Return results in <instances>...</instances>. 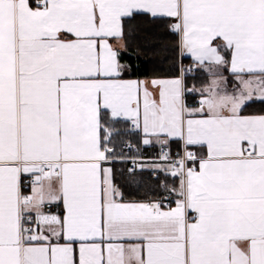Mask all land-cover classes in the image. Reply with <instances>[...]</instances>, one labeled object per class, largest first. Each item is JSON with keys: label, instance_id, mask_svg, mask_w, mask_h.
<instances>
[{"label": "snow or ice", "instance_id": "6c2138e0", "mask_svg": "<svg viewBox=\"0 0 264 264\" xmlns=\"http://www.w3.org/2000/svg\"><path fill=\"white\" fill-rule=\"evenodd\" d=\"M0 264H264V0H0Z\"/></svg>", "mask_w": 264, "mask_h": 264}, {"label": "trees", "instance_id": "16d2710c", "mask_svg": "<svg viewBox=\"0 0 264 264\" xmlns=\"http://www.w3.org/2000/svg\"><path fill=\"white\" fill-rule=\"evenodd\" d=\"M147 27H151V26H147ZM187 63V61H186ZM151 65L147 66L144 71L145 72H151ZM167 67V65L165 66ZM249 112H259L260 111V105L257 104H253L252 106H250L248 108ZM142 178L147 181V186H151L153 188L156 187V182L160 181V182H168L171 183V177H165L164 174H159V175H150L148 172L143 173ZM147 186L146 185H142L137 191L139 192V196H143L144 192L147 190ZM134 198H138V197H134Z\"/></svg>", "mask_w": 264, "mask_h": 264}, {"label": "crops", "instance_id": "0c3cea01", "mask_svg": "<svg viewBox=\"0 0 264 264\" xmlns=\"http://www.w3.org/2000/svg\"><path fill=\"white\" fill-rule=\"evenodd\" d=\"M225 74L227 75V73H225ZM204 79H205V78H204L203 76H201V77L198 78V79H192V80H190V84H191V83H195L197 87L203 86V85H202V81H203ZM145 172H147V171H145ZM145 172H144V173H145ZM160 174H163V173H160Z\"/></svg>", "mask_w": 264, "mask_h": 264}, {"label": "built area", "instance_id": "2783aa9c", "mask_svg": "<svg viewBox=\"0 0 264 264\" xmlns=\"http://www.w3.org/2000/svg\"><path fill=\"white\" fill-rule=\"evenodd\" d=\"M155 154L153 153V152H151V151H148V152H145L144 153V156L146 157V158H148V157H151V156H154ZM139 171V170H138Z\"/></svg>", "mask_w": 264, "mask_h": 264}]
</instances>
